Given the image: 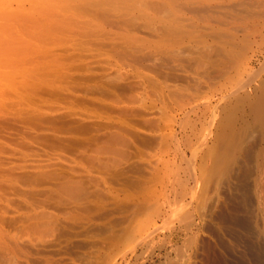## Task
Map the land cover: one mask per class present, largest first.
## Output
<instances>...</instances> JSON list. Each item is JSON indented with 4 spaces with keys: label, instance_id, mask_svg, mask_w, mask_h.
Returning a JSON list of instances; mask_svg holds the SVG:
<instances>
[{
    "label": "bare ground",
    "instance_id": "obj_1",
    "mask_svg": "<svg viewBox=\"0 0 264 264\" xmlns=\"http://www.w3.org/2000/svg\"><path fill=\"white\" fill-rule=\"evenodd\" d=\"M87 37L125 57L148 44L183 73L148 80L160 107L173 106L148 149L152 178L118 221H102L75 253L53 254L46 233L60 216L83 215L7 194L22 186L5 172L0 137V264H264V0H0V136L26 105L35 111L25 100L54 48Z\"/></svg>",
    "mask_w": 264,
    "mask_h": 264
},
{
    "label": "rangeland",
    "instance_id": "obj_2",
    "mask_svg": "<svg viewBox=\"0 0 264 264\" xmlns=\"http://www.w3.org/2000/svg\"><path fill=\"white\" fill-rule=\"evenodd\" d=\"M129 28L137 39L147 36L141 27ZM99 38H70L57 45L48 73L40 76L33 101L25 100L34 102L35 111L26 105L23 114L7 124L0 136L4 160H10L5 172L11 180L17 176L22 186L17 184L16 193L12 185L10 191L6 180L9 183L1 185L10 191L7 194L19 200L17 194L22 192L21 197L29 195L58 215L65 208L83 215L78 221L60 216L58 229L46 233L45 249L53 254L75 253L87 242L88 233L102 229V221H118L122 210L131 204L133 193L147 187V179L152 178L149 151L156 149L158 131L173 114V106L160 107L156 91L148 83L173 71L174 76L183 74L169 68L148 44L131 59V55L115 53ZM121 41L117 42L123 45ZM70 178H77L79 189L70 194L56 193L54 186ZM54 237L60 238L51 244Z\"/></svg>",
    "mask_w": 264,
    "mask_h": 264
}]
</instances>
